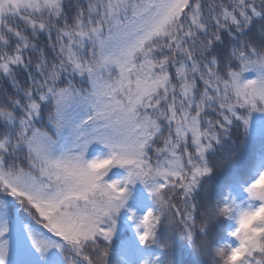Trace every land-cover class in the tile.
I'll use <instances>...</instances> for the list:
<instances>
[{
  "label": "snow or ice",
  "instance_id": "1",
  "mask_svg": "<svg viewBox=\"0 0 264 264\" xmlns=\"http://www.w3.org/2000/svg\"><path fill=\"white\" fill-rule=\"evenodd\" d=\"M0 78L16 93L0 100V264L53 250L65 264H220L221 240L264 264V226L256 239L247 227L264 213V154L245 201L212 185L264 139V0H0ZM94 144L106 159L88 158ZM111 163L127 176L95 171ZM138 183L143 213L129 207ZM5 197L39 227L9 217ZM122 213L134 239L116 247Z\"/></svg>",
  "mask_w": 264,
  "mask_h": 264
},
{
  "label": "trees",
  "instance_id": "2",
  "mask_svg": "<svg viewBox=\"0 0 264 264\" xmlns=\"http://www.w3.org/2000/svg\"><path fill=\"white\" fill-rule=\"evenodd\" d=\"M73 2H75V0H73ZM81 2H83V0H81ZM74 10L75 9L73 6L71 11ZM251 31L255 32L256 28L254 27ZM46 39V35L41 34V45L46 43ZM233 42L234 41L232 38L225 34L224 45L218 46L219 51L222 53L221 59H223V54H226L227 52V46ZM17 78L21 84H27V73H25L23 70L17 73ZM246 78H256V74L254 72L248 73L246 74ZM76 82L78 87H87L86 84H82L79 81V78H77ZM5 92L16 95L12 88L11 82L7 78H0V100L3 99ZM42 123L43 124L41 126H47V114H45V119L42 121ZM231 151L232 149L230 148V142L226 141L222 149H218L216 153L211 154V159L215 162L221 158H224L225 154H229ZM101 153L107 154V149L103 148L102 145L94 144L89 150L88 158L92 159ZM262 154H264V139L256 138L250 140L247 147L241 154L239 162L233 166H226L213 178L212 185L214 197H222L228 191V189L231 188L234 195H236L240 201H245L246 194L242 191L240 185L251 174V170L255 165V162ZM126 176V169L115 168L109 173V175L106 177V180L112 182L115 180H122ZM132 191L133 197L129 202V207L138 210L140 213H143L146 207L151 206V200L148 192L144 186L139 183L132 189ZM4 199L7 205L9 217L13 219L21 218L26 222H31L34 226L39 227L35 225L34 221H31V218L26 216V214L20 209V206L15 201H13L10 197H5ZM233 227L234 225L232 224L224 225L225 230L221 233V235L226 237V232L232 230ZM132 239H134V226L130 221H128L127 214L122 213L119 222V229L116 237L114 238L113 244L114 246L119 247L120 245L127 243ZM231 243H233L234 246L238 245V241L233 240ZM153 251H155V249H153ZM39 264H45V262L41 261ZM46 264H65L64 255L56 250H53L48 255ZM113 264H118V261L113 260Z\"/></svg>",
  "mask_w": 264,
  "mask_h": 264
},
{
  "label": "clouds",
  "instance_id": "3",
  "mask_svg": "<svg viewBox=\"0 0 264 264\" xmlns=\"http://www.w3.org/2000/svg\"><path fill=\"white\" fill-rule=\"evenodd\" d=\"M227 155V154H225ZM96 157L103 160L106 159V154H98ZM94 157V158H96ZM115 168H121L116 163L111 164H101L99 167L95 169L97 173L99 172H105V177L109 175V173L115 169ZM123 169V168H121ZM258 188L264 189V182H262L260 185H258ZM244 211H247V208L244 209ZM253 225H259L264 226V213H258L257 215L251 217L248 221V234L253 237V239L257 238V233H254L251 231L253 228ZM226 241L221 240L218 244L215 246L214 256L217 261L220 262V264H241L242 261L245 260V252L246 250H243L235 255L232 254V252L229 249H226L223 247L224 243ZM231 242V241H227ZM262 244H264V240L260 241ZM72 257L69 255L68 257V264H71Z\"/></svg>",
  "mask_w": 264,
  "mask_h": 264
}]
</instances>
